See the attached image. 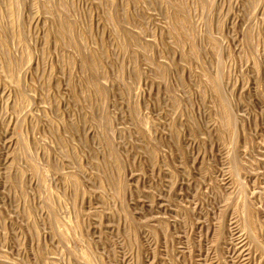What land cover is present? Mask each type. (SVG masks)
I'll return each instance as SVG.
<instances>
[{
	"label": "rangeland",
	"instance_id": "rangeland-1",
	"mask_svg": "<svg viewBox=\"0 0 264 264\" xmlns=\"http://www.w3.org/2000/svg\"><path fill=\"white\" fill-rule=\"evenodd\" d=\"M0 264H264V0H0Z\"/></svg>",
	"mask_w": 264,
	"mask_h": 264
}]
</instances>
